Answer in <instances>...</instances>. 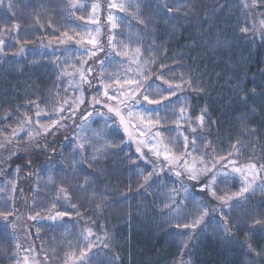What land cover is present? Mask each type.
Here are the masks:
<instances>
[{"label": "trees", "instance_id": "16d2710c", "mask_svg": "<svg viewBox=\"0 0 264 264\" xmlns=\"http://www.w3.org/2000/svg\"><path fill=\"white\" fill-rule=\"evenodd\" d=\"M125 2L131 5L130 11L133 13L138 3L140 16L150 19L154 29L145 31L131 15L119 12L124 18L122 24L118 25L119 32L126 33L127 29L130 32H143V47L152 50L146 51L145 56L152 55L157 60L156 68H159L160 62L167 64L166 72L168 68H174L175 73H169V77H178L183 72L185 76L190 74L194 80L203 81L206 93L189 90L183 92L182 96L189 98L186 103L193 114H198L207 105L212 120L218 121L204 131L205 142L211 141L217 152L226 155L231 142L240 136L243 127L255 128V135L242 138L244 147L235 158L240 164L252 161L264 163V41L258 35L260 10L250 6L251 0ZM245 2L249 4L248 8L244 7ZM8 3L9 0H5V6L0 7V28L7 22L9 27L18 23L20 29L8 34L13 42L6 43L0 55V116L5 111L19 108L21 111L28 109L34 117L35 109L28 101H38L43 108L53 95L59 92L62 96L64 92L65 87L58 80L54 59L48 54L39 53L46 49L42 44L48 45L49 40L58 41L55 37H62V32L71 34L74 31L69 14L71 11L66 6L68 0H11L15 14L8 10ZM165 3L172 8L185 3L189 7L167 13L163 7ZM101 8V41L105 50L91 62L94 75L100 73L101 65L97 61L104 59L111 50L108 45L110 25L104 19L105 14L112 11L109 1L101 0ZM128 23L133 26L131 29ZM245 25L253 28V32L247 35L240 33L239 29ZM116 33L113 30L115 36ZM17 39L20 43H17ZM25 40L28 43H24ZM21 47L25 49L22 53L19 52ZM236 83L249 93L247 103L242 102L240 93L234 90ZM85 89L88 96L95 93V88L89 90L85 86ZM253 89L255 94H252ZM79 119L77 114V123ZM17 122L15 115L9 120L13 125ZM0 127L4 125L0 123ZM73 129L69 127L55 138V155L51 151L39 156L21 152L7 160L6 153L0 152V189H3L0 191V212H12L8 219L16 225L14 229L0 227V264H14L16 255L19 259L23 255L28 256L32 264H62L70 248L62 238L57 239L51 232L49 219L44 218L62 210L69 213L79 210L81 213L80 216H65L64 220L71 222L72 229H77V226L80 230L91 227L97 235L104 231L110 234L112 247L105 264H110L117 256L119 259L115 260V264H178L181 258L189 264H252V260L248 259L251 254L241 246L245 239L243 231L236 233L235 240L222 239L219 224L215 222L224 223L218 217L219 212L210 213L205 224L200 226L198 235L189 242V247L182 249L180 239L169 235L175 229L168 227L159 212V202L165 199L161 188L137 191L139 178L130 172L135 165L127 162L125 155L135 159L132 144L122 145L123 153L118 148L111 149L120 154L103 159L95 166L86 162L79 166L76 173L71 169L62 171L71 151L69 140L65 137L74 134ZM119 135H123L122 130ZM110 138L119 142L118 137ZM10 147L23 148L24 145L21 143ZM91 155L89 149L87 156L90 158ZM28 159L34 160V163L31 169H24L23 165ZM137 163L143 165L142 161ZM17 166L21 167L19 174L14 171ZM88 173L91 174L88 177L89 187L86 191L81 190L80 184ZM49 175L52 176V183L48 182ZM165 183L172 186L170 180H165ZM12 184L16 185L14 191ZM129 185L131 191H128ZM60 186L68 189L71 202L77 204L76 209L69 206V201L63 195L56 199ZM217 186L222 191L234 192L239 189L240 183L231 180L228 184L218 182ZM93 191L97 196L89 199ZM102 196H106V199L101 201ZM50 198L55 201V207ZM98 202L104 205L100 212L96 211ZM214 206L209 205V208ZM36 212H40V216L35 221L30 220L28 217ZM261 214H264V192L259 190L250 196L247 203H240L231 213L233 219L240 222ZM262 233L264 230L249 237L257 250L264 247ZM258 264H264V259L259 260Z\"/></svg>", "mask_w": 264, "mask_h": 264}, {"label": "snow or ice", "instance_id": "6c2138e0", "mask_svg": "<svg viewBox=\"0 0 264 264\" xmlns=\"http://www.w3.org/2000/svg\"><path fill=\"white\" fill-rule=\"evenodd\" d=\"M4 6L5 0H0V7ZM66 6L71 9L83 7L77 0H68ZM250 6L260 10L258 35L261 41H264V0H251ZM91 7L95 13L99 5L93 4ZM163 7L167 13H171L180 11V7L188 8L189 5L185 3L180 7L172 8L165 3ZM244 7L248 8L249 4L245 2ZM7 8L13 12L11 0ZM109 8L131 15L136 24L141 25L145 31L154 29V24L150 19L140 16L138 3L135 13L130 11L131 5L125 0H120V2L110 0ZM80 19L84 18L80 17ZM123 19L109 12L107 16V23L110 25L108 45L111 50L104 59L97 61L102 66L106 63L107 65L113 63L119 65L124 69L123 75L115 70L108 73L107 67H103L98 75H94V68L88 63V60L105 50L100 39L99 18L96 15L89 17L86 23L95 24L97 27L83 28L82 32H76L75 36L79 39H75V36L67 31L62 32L63 39L55 37L59 44H66L75 39V43L83 47L79 65L68 63L66 59V67H63L58 75V79L61 76L70 77L68 85L73 89V95L71 97L60 96L57 92L50 101L45 102L43 108L38 101H28L35 109V119L29 114L28 109L21 111L17 108L5 111L0 116V123L4 125L0 127V152L6 153L7 160H11L21 152L29 156H39L47 155L51 151L55 155L53 147L56 142L55 138L61 132H66L70 124H76V128L73 129L74 134L65 137L69 140L68 147L71 151L66 157L68 163L62 169L65 172L71 169L73 173H76L79 166L86 162L95 166L103 159L120 154L110 151L111 149L118 148L123 153L122 145L134 144L135 159L127 156L126 153L125 155L127 162L135 165L130 172L139 178L136 185L137 191L143 189V192H147L153 187L161 188L165 199L159 202V212L168 227L175 229L169 235L180 239L182 249H187L189 242L195 235H198L196 230L205 224V218L210 213L219 212V219L224 223L220 224L219 221H215V217L213 220L219 224L222 239L235 240L236 233L243 231L245 239L241 246L251 254L248 259L252 260V264H258L259 260L264 259V247L257 250L253 247L249 237L264 230V214L252 216L243 222L234 220L231 215L234 208L240 203H247L250 196L255 195L257 190L264 192V163L252 161L241 165L234 158L241 154V148L244 147L242 138L255 135L256 129L243 127L240 136L231 142L226 155L217 152L211 141L205 142L203 133L206 128H211L218 121L212 120L207 105L201 108L198 114H193V110L186 103L189 98L180 95L189 90L200 94L206 93L207 89L203 86V81L194 80L190 74L185 76L183 72L178 77H169V73H175L176 70L168 68L166 72L165 62H160L159 68L154 67L157 60L152 55L145 56L146 51L152 50L143 47L144 33L139 30L131 32L126 41L115 42L116 36L113 30L118 27L117 21ZM37 22H39L38 17ZM128 26L130 29L133 27L130 23ZM19 29L18 23L12 27H9L7 22L3 24L0 28V52L4 50L3 37L12 31L18 32ZM239 31L247 35L253 32V28L245 25ZM17 43H20L18 39ZM24 43L28 41L25 40ZM52 44L53 41L49 40L48 45L42 44L41 46L49 47ZM85 45L90 47H84ZM24 51L23 47L19 49L21 53ZM69 51L72 49H65V52ZM115 57H121V60H116ZM85 85L89 90L95 88V93L91 96L86 95ZM233 88L240 93V100L247 103L249 93L243 91L239 83L233 85ZM67 91L68 89H65V92ZM252 94H255V89L252 90ZM100 109H106V111ZM169 112H171L170 117ZM77 114L80 116L78 123ZM13 115L18 121L14 125L9 123ZM89 117L93 120L99 117L102 127L92 128V120H89ZM170 123L174 127H169ZM121 129L122 136L119 135ZM173 132L176 133L175 136L171 135ZM110 136L118 137L119 142L111 139ZM21 143L24 145L23 148L10 147ZM89 149L92 152L90 158L87 156ZM229 157L233 158L229 159ZM137 161H142L143 165L138 164ZM122 162L125 161L122 160ZM33 163L34 160L28 159L23 168L31 169ZM14 171L19 174L21 167L17 166ZM90 175V173L85 174L84 181L80 184L81 190L88 189ZM221 176L225 178L220 181L221 184H228L229 179L234 182L238 176L239 189L234 192L222 191L217 186V178ZM165 180H170L172 186L169 187ZM48 182H53L51 175L48 177ZM9 183L12 182L9 181ZM15 188L16 185L12 184L13 191ZM131 190V185H129L128 191ZM194 193H204L206 197L217 201V204L210 209L204 198ZM61 195L69 201L71 208H77V204L71 202V194L64 186L59 187L56 199L59 200ZM96 196L97 193L93 191L89 199H94ZM104 199L106 196L101 197V201ZM53 207H55V202H53ZM103 207V203L98 202L96 211H102ZM10 215L13 213L0 212V218L3 220L0 227L3 229L16 227L13 221H9ZM72 215L80 216L81 213L79 210L75 213L62 210L44 218L55 221ZM39 216L40 212H36L28 218L35 221ZM111 247V237L107 231L97 235L91 227H85L77 237V244L74 246L70 244V251L66 253V259L62 261V264H105ZM253 257L256 259L253 260ZM118 259V256L115 257V260ZM115 260L110 261V264H115ZM16 264H19V261ZM24 264H28L27 257L24 258ZM178 264H185L183 258Z\"/></svg>", "mask_w": 264, "mask_h": 264}, {"label": "rangeland", "instance_id": "374dc122", "mask_svg": "<svg viewBox=\"0 0 264 264\" xmlns=\"http://www.w3.org/2000/svg\"><path fill=\"white\" fill-rule=\"evenodd\" d=\"M108 1L110 3V0H108ZM77 2L79 4H82L83 7L78 8V9H71L70 8L71 12L69 14H70V19H71L72 26H73V29H74V31L70 35H74L75 36V33L76 32H82L83 28H89V29L96 28L97 25L86 23V21H87V19L89 17H91L93 15H96L99 18V22H100L99 26L101 27V36H102V34H103V27L101 25V22H102L101 21V19H102L101 17L102 16H100L101 13H102L101 0H77ZM117 2H120V0H117ZM93 4L99 5V7L97 8L95 13L93 12L92 7H91ZM111 10L112 11H109V12H111L113 15L119 16V17H123V16H121V14H119V11H117L116 9L112 8ZM107 14L108 13H106L105 16H104V19L106 20V22H107V16H108ZM80 17H83L84 19H80ZM117 24L118 25L122 24V20L117 21ZM114 30L117 32L116 33V41L115 42H119L120 40H125L126 41L128 36L131 33L129 31V29L126 30V33L119 32L120 31L119 27H117ZM101 36H100V39H101ZM61 38L63 39V37H61ZM3 39L5 40L4 46H5L6 43L8 44V43H12L13 42L12 39L10 38V36H8V35L4 36ZM75 39H79V37L75 36ZM75 39L73 41H69L66 44H59V41H53V44L51 46H49V48L46 47V49H42L40 51V53H39V54H48V55L52 56V58L54 59L53 63H54L55 66H57L58 75L60 74L61 69L63 67H66V64H65V60L66 59H67L68 63H73V64L79 65L80 53L83 52V47H78V48L74 47L73 44L74 45H78V44L75 43ZM4 46H3V49H4ZM84 47H90V46L85 45ZM65 49H72V51L65 52ZM1 53L2 52H0V55H1ZM83 58L87 59V57H83ZM94 58H92L91 60H88V63L91 64V62L93 61ZM1 59H2V57H0V60ZM115 59L116 60H121V57H115ZM58 65H59V67H58ZM103 67H107V72L108 73L112 72L113 70L120 72L121 75H123V73H124V69L122 67H120L119 65L115 64V63H113L111 65H107V63H106V65H103V66L101 65V68H100L99 71H101V69ZM133 67H135V66L133 65ZM106 75H107V73H106ZM69 79H70V77H67V76H61L58 79V80H60V82L65 87L64 88V92L62 93V96L71 97L73 95V89L70 88L69 85H68V80ZM65 89H68V91L65 92ZM180 95H182V93H180ZM100 110L101 111H106V109H100ZM94 115H95V113H94ZM168 115L170 117L171 113H168ZM33 118L35 119V117H33ZM89 120H92V125H91L92 128H95L96 126H99V125L102 127V121L99 120V117H97L95 120H93L92 117H89ZM96 121H98L97 125H96ZM98 123H99V125H98ZM73 127H76V125L75 124H70V128L73 129ZM169 127H174V125H172L170 123ZM171 135L175 136L176 133L173 132ZM181 143H182V138H181ZM132 145L135 147L134 144H132ZM231 158H233V157H229V159H231ZM241 165H243V164H241ZM223 179H225V178L222 177V176L218 177L217 178V183L220 182ZM235 180H237L240 183V180H239L238 176L236 177ZM229 181H231V179H229ZM189 183H191V182H189ZM194 194L198 195L199 197H203L204 201L207 203L208 207H209V205H213V204L216 205L217 204V201L212 200L210 197H206L204 193H194ZM49 200L55 202L52 198H50ZM207 218L208 217L205 218V222L207 221ZM64 219H66V218L63 217V219H57L55 221L49 219V225L51 227V232L54 235L57 236V239L59 240V238H62L67 243V245L70 248V244L72 246L77 244V237L79 236V234H80V232L82 230H80L78 226H77V229H74V228L72 229L70 227L71 222L67 221V220H64ZM216 219H218V218H216ZM199 229L200 228H198L196 230V232H198ZM195 236H197V235H195ZM94 251H96V250L94 249ZM25 257L28 258V264H32V261L30 260V258L28 256H25V255H23L20 259H19L18 255H16V260H15L14 264H16L17 261H19V264H24V258ZM184 262H185V264H189L187 262V260H184Z\"/></svg>", "mask_w": 264, "mask_h": 264}]
</instances>
